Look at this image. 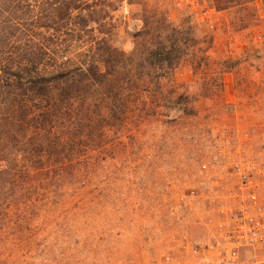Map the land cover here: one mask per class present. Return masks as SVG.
Returning <instances> with one entry per match:
<instances>
[{
	"label": "rangeland",
	"instance_id": "374dc122",
	"mask_svg": "<svg viewBox=\"0 0 264 264\" xmlns=\"http://www.w3.org/2000/svg\"><path fill=\"white\" fill-rule=\"evenodd\" d=\"M213 30L174 0H106L114 44L129 54L145 23H168L197 40L205 72L182 63L172 82L198 95L197 117L123 132L93 181L0 245V264H165L194 259L229 203L232 167L264 160V0H212ZM199 56H202L201 54ZM221 79V81H220ZM221 85V86H220ZM213 93V95H211ZM110 137V136H109ZM207 169L202 170L201 166Z\"/></svg>",
	"mask_w": 264,
	"mask_h": 264
},
{
	"label": "trees",
	"instance_id": "16d2710c",
	"mask_svg": "<svg viewBox=\"0 0 264 264\" xmlns=\"http://www.w3.org/2000/svg\"><path fill=\"white\" fill-rule=\"evenodd\" d=\"M116 10L106 0H0L2 246L93 181L123 132L198 115L202 97L172 82L182 63L208 69L195 36L166 17L144 21L126 54L112 39Z\"/></svg>",
	"mask_w": 264,
	"mask_h": 264
},
{
	"label": "built area",
	"instance_id": "2783aa9c",
	"mask_svg": "<svg viewBox=\"0 0 264 264\" xmlns=\"http://www.w3.org/2000/svg\"><path fill=\"white\" fill-rule=\"evenodd\" d=\"M174 6L214 29L212 0H174ZM232 174L236 183L230 202L216 205L218 221L205 241L193 246L195 258L182 261L167 256L165 264H264V160L236 163Z\"/></svg>",
	"mask_w": 264,
	"mask_h": 264
}]
</instances>
